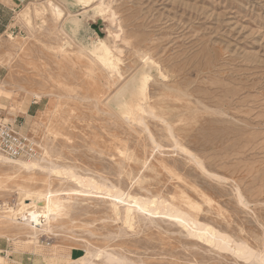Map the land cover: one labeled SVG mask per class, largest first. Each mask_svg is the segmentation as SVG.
<instances>
[{
	"label": "rangeland",
	"instance_id": "1",
	"mask_svg": "<svg viewBox=\"0 0 264 264\" xmlns=\"http://www.w3.org/2000/svg\"><path fill=\"white\" fill-rule=\"evenodd\" d=\"M53 1L62 16L79 15L76 36L66 16L54 19L46 0H2L11 9L0 4V81L7 89L0 94V118L31 135L38 155L93 177L110 193L165 199L264 251V0H103L102 14L76 0L70 7ZM105 5L113 13L107 18ZM26 6L30 24L20 14ZM99 19L102 36L92 27ZM110 23L120 45L128 42L122 52L139 47L166 73L148 87L147 102L159 117H144L150 131L104 104L111 93L109 105L117 92L133 87L136 70L125 77L140 60L123 52L125 73L114 81L78 52L79 38L86 45L97 37L112 42ZM174 143L198 157L207 173ZM12 171L0 163V215L20 205L21 190L80 188L38 172L13 178ZM70 196L36 239L0 218V264H247L164 215L134 211L128 225L124 214L128 206L135 209L132 202L121 203L116 215L104 192Z\"/></svg>",
	"mask_w": 264,
	"mask_h": 264
},
{
	"label": "bare ground",
	"instance_id": "2",
	"mask_svg": "<svg viewBox=\"0 0 264 264\" xmlns=\"http://www.w3.org/2000/svg\"><path fill=\"white\" fill-rule=\"evenodd\" d=\"M63 1H65L67 6L69 7L73 5V0H63ZM76 1L78 3L84 4L85 7H88L90 4L94 5L93 6L94 14L103 10V6H104L103 0H97L93 4L92 2H94V0H76ZM46 4L49 6L51 15L54 17V19H59L62 16L63 9L57 3H55L53 0H46ZM106 8L107 7L105 5V10ZM40 9L41 8L36 7L34 8L33 12L35 14H38V12H40ZM100 13L102 14L103 12ZM20 14H22V16H24L26 18V21L30 24L29 7L26 6L20 12ZM112 14L113 13L108 14L107 11V13L103 14L104 16L103 15L101 16H103L104 18L106 16L109 17V15ZM64 16H66V18L64 19L63 22L68 21L67 23L68 29L71 30V33H73L74 36H76L80 32V28H81V19L79 18V15L76 16L71 14L70 11L67 12L65 11V14L62 16V18H64ZM114 20H115L114 17H110L109 22L113 24ZM111 23L110 26L107 27V36L112 37V42H107L106 39L97 37V39L93 41L91 45H86L82 40V38H79L78 39L79 42L77 44L78 52L87 55L90 61L95 62L103 71L107 72V74L114 81H119V79L125 73V69L123 68V66H125L126 64L124 63L125 57L122 54L123 52L124 53L128 52V56L129 54H132L140 60V63L136 67H134L125 77L127 78L134 70H136L133 75V87L131 88L130 85L126 87L127 89L131 88L132 90L131 91L127 89L125 90L123 89L122 91L120 90L115 94V97L111 100V105H109L108 99H110L113 94L111 93L106 97L104 104L107 106L109 112L113 113L114 115H117L119 118L128 122H132L133 124L134 123L143 124L146 127V124L144 123L145 116H150V117L155 116V119L157 118L159 120V117H157V115L153 113L147 102L149 84L150 82L154 81L156 78H162V79L166 78V73L163 71L158 61L152 58L153 56H151L150 53H147L145 50H139L140 49L139 47H137L139 48L137 49L131 46L132 49L129 48L128 51H126L124 47L125 51L122 52L121 46H123L124 44L122 43L120 45V41L122 40L121 38L119 39L120 34L118 36L117 30H115L116 27L115 28L112 27ZM115 24H113V26ZM117 29L119 30V28ZM61 32L69 37L68 33L62 28V26H61ZM121 36L123 38L125 35L124 36L121 35ZM136 40L141 41L138 38H136ZM127 41L128 39H126V42ZM65 42L67 43V45L70 46L71 44L75 43L70 39H67ZM60 47L62 48V50H65L63 49L62 46ZM160 86H165V85H163L162 83ZM5 90L7 91V89H5L4 86V81H0V94ZM30 94H33V92L31 91ZM42 95H44V92L37 94V96L40 97ZM8 120L10 121V119ZM163 120L165 121L166 119ZM168 127L170 126L168 125ZM147 129L148 127H146V130ZM170 130L172 129L170 128L168 130V133L169 135L173 136V134H170V132H172ZM149 134H151V132ZM150 136L151 135H149V138L151 139ZM154 140H152L151 142H153ZM174 142L179 143L176 141V139L174 140ZM153 143L155 147L161 146L157 143L156 144L158 146L155 145V142ZM174 146L179 147L176 144ZM183 147H179L178 149L179 150L181 149L180 151L183 150V152L186 151L185 153H188L189 157L191 155L194 162L200 165L199 166V168L201 167L200 170L205 172L206 170L205 167H203V165L201 164V160H199L198 157L193 155L191 151ZM0 163L14 168L15 171H12L11 173V176L13 178L17 176H21L22 173H25V175H27L33 172H38L49 176H56L60 180L73 181L76 185L80 187L79 189L73 188L70 190H65V192H61L62 190H53L50 188H45L43 190L33 188L30 190L20 191L19 194L20 205L16 209L10 207L8 211H10L11 214L10 215L2 214L0 215V218L5 219V221L8 223L11 222L15 223L16 227H18L19 229L26 230L28 236L31 237L32 239H36L37 235L42 231H46L50 229L51 222L56 221L62 215V212L66 208L65 203L68 202V200L71 198L70 195L73 192H75L76 195L78 194L81 196H89L92 193L104 192L112 197L113 199L112 204L116 215H118L120 212L119 205L121 203L124 202L133 203L132 207H135V209L132 210V208L128 206L127 210L125 211L126 213L124 214V221L128 225H130V221L132 219V213L134 211H144L147 212L148 214L164 215L169 218H172L177 223H179L182 226V228H185V231L188 232V235L206 241L207 243L212 245V248L214 247L219 251L228 252L233 256H235L236 258L243 257L245 263L247 264H264L263 250L255 249L252 246L246 244L245 242H236L232 240L229 237V235L219 232L218 230L214 229L212 226H209L204 223H200L194 215L178 208L175 204L167 202L165 199H160L158 197L149 199L141 196H132L130 194L125 195L124 192H122L120 189H115L113 190V192L110 193V187L108 188L104 183L94 179L91 176L85 174H79L76 171H74V169L70 166H62L59 164H55L52 161H47L46 159H44L43 156H41V154L37 155L35 158H26V159L8 158L3 155H0ZM16 171L19 173L15 175ZM207 175L210 176L211 173L208 172ZM213 175L216 177H214ZM213 175H211L212 178L220 177L219 175L217 177V175H215L214 173ZM32 180H34V183L40 181L37 176L33 177ZM62 195H68V196L63 197ZM238 195L240 202H243L241 197L243 195H240L239 192ZM195 204L196 203H193L194 206H196ZM246 204L244 203L243 205ZM107 259L108 261L113 260V258L110 256H108ZM82 260L83 259H81V261Z\"/></svg>",
	"mask_w": 264,
	"mask_h": 264
},
{
	"label": "built area",
	"instance_id": "3",
	"mask_svg": "<svg viewBox=\"0 0 264 264\" xmlns=\"http://www.w3.org/2000/svg\"><path fill=\"white\" fill-rule=\"evenodd\" d=\"M14 122L0 118V155L8 158H35L38 154L34 138L20 132ZM2 206L3 202L0 201Z\"/></svg>",
	"mask_w": 264,
	"mask_h": 264
},
{
	"label": "water",
	"instance_id": "4",
	"mask_svg": "<svg viewBox=\"0 0 264 264\" xmlns=\"http://www.w3.org/2000/svg\"><path fill=\"white\" fill-rule=\"evenodd\" d=\"M101 20L99 19L98 20V23L97 24H93L92 25V27H93V29L98 33V35L99 36H102L101 34H102V32H101V30H100V26H101V24H99V22H100ZM100 25V26H99Z\"/></svg>",
	"mask_w": 264,
	"mask_h": 264
},
{
	"label": "crops",
	"instance_id": "5",
	"mask_svg": "<svg viewBox=\"0 0 264 264\" xmlns=\"http://www.w3.org/2000/svg\"><path fill=\"white\" fill-rule=\"evenodd\" d=\"M0 4L1 5H3L4 7H8V9H11V8H9V5L8 4H5L4 2H2V0H0ZM0 25H4V23L0 20ZM35 103H38V102H35ZM76 253V252H75ZM73 252H72V250H71V253H70V257L72 258L73 257Z\"/></svg>",
	"mask_w": 264,
	"mask_h": 264
}]
</instances>
